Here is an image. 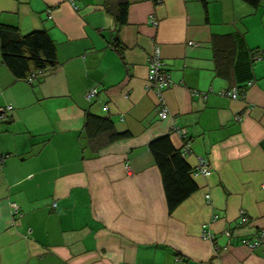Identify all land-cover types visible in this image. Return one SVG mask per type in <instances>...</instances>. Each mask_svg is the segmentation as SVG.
I'll use <instances>...</instances> for the list:
<instances>
[{"label":"crops","instance_id":"obj_1","mask_svg":"<svg viewBox=\"0 0 264 264\" xmlns=\"http://www.w3.org/2000/svg\"><path fill=\"white\" fill-rule=\"evenodd\" d=\"M73 1L0 0L1 25L46 29L57 56L30 82L0 49V264H264V240L242 242L264 232V0H127L124 23L105 0ZM228 33L243 43L222 74L213 42ZM156 44L164 118L146 89ZM241 84L243 98L219 92ZM88 111L111 127L86 129ZM173 123L211 172L170 211L149 142L180 148Z\"/></svg>","mask_w":264,"mask_h":264},{"label":"trees","instance_id":"obj_2","mask_svg":"<svg viewBox=\"0 0 264 264\" xmlns=\"http://www.w3.org/2000/svg\"><path fill=\"white\" fill-rule=\"evenodd\" d=\"M251 6H257L260 0H244ZM105 6L112 11L119 23H124L128 6L127 0H105ZM243 43L242 36L223 34L216 37L213 48L218 54V71L227 74L230 63L228 56ZM1 58L11 72L18 78H27L32 72L46 70L57 63L56 46L46 29H37L21 33L16 26L0 24ZM260 56L259 51L251 55V60ZM242 98L247 84L234 85ZM232 87V86H231ZM230 88V87H229ZM112 121L105 116L86 113L85 128L94 126L97 132L111 127ZM149 149L160 170L169 210L174 209L183 199L198 188L193 177V169L180 148H176L169 133L160 135L149 142ZM243 216V215H242Z\"/></svg>","mask_w":264,"mask_h":264},{"label":"built area","instance_id":"obj_3","mask_svg":"<svg viewBox=\"0 0 264 264\" xmlns=\"http://www.w3.org/2000/svg\"><path fill=\"white\" fill-rule=\"evenodd\" d=\"M71 3H74L73 0H71ZM152 22L155 23L156 21L152 18ZM260 56H256L258 58ZM42 74V70H37L32 72L30 75L27 76V80L32 82L34 81L38 75ZM170 83L169 77L166 74L164 70V64L161 59V53H160V46L154 45L152 52L148 56V75H147V83H146V89H150L153 91L155 97H156V104H155V111L161 118L166 117L169 114V108L167 104L165 103L164 97H163V89L167 87ZM97 92V87H93L88 91V98L94 95ZM222 94H225L231 98H239L242 97V93L238 91V89L235 86H232L230 88H227L226 90H220L219 91ZM11 108V105H5L0 107V121L4 119L7 115L8 110ZM172 131L176 134H180L181 137L184 139L183 144L180 146V151L184 155L189 152V143L188 140L185 139V134L181 132L180 127L172 124L171 127ZM3 163V158H0V167ZM211 172L208 161L205 158H199L197 165L193 169V174H203L207 175ZM205 196L209 198V194L206 193ZM11 210L13 215H18L16 219H19V216L21 215V212L19 210L18 204L15 202H11ZM51 206L54 208L56 206L55 202H52ZM242 213V212H241ZM14 218V220H16ZM242 220H246L245 216H242ZM203 236L208 239H213L214 234L211 231H207L206 229H203ZM264 240V232L261 231L258 234V237L249 240L247 238H244L242 242L246 244L249 247H256L260 245Z\"/></svg>","mask_w":264,"mask_h":264}]
</instances>
